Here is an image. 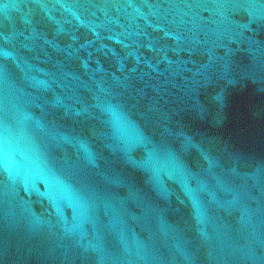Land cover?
Listing matches in <instances>:
<instances>
[{
    "label": "water",
    "instance_id": "95a60500",
    "mask_svg": "<svg viewBox=\"0 0 264 264\" xmlns=\"http://www.w3.org/2000/svg\"><path fill=\"white\" fill-rule=\"evenodd\" d=\"M0 264H264V0H0Z\"/></svg>",
    "mask_w": 264,
    "mask_h": 264
}]
</instances>
